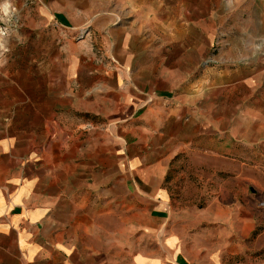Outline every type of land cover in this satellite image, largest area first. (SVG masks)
Returning <instances> with one entry per match:
<instances>
[{"label": "crops", "instance_id": "crops-1", "mask_svg": "<svg viewBox=\"0 0 264 264\" xmlns=\"http://www.w3.org/2000/svg\"><path fill=\"white\" fill-rule=\"evenodd\" d=\"M110 1L0 0L2 20L16 16V30L23 36L21 46L28 44L26 36L32 34L38 48L42 47V36L46 37L43 46L55 48L53 54L31 57L39 65L33 72L38 88L44 74L49 95L60 92L69 97L72 106L74 93L69 81L78 76L75 72L79 67L91 63V38H99L110 47L117 40L111 38L116 29L109 28L116 17L109 10ZM81 28H87L86 34L77 39L75 34ZM1 33L2 47L8 44L10 32ZM115 76L121 83L114 85L113 99L108 94L103 99L112 116L98 133L108 153L126 164L123 209L121 200H107L103 192L92 216L90 200L74 199L71 190L68 196L60 189L57 176L45 164L50 153L41 143L23 133L2 135L0 264H116L107 259L110 252L105 244L96 243V229L91 228V224L105 220L107 211L117 215L119 225L126 222L130 233L135 231L128 264H264V250L255 254L260 235L253 242L250 238L257 215L245 204L251 141L236 131L248 129L250 124L224 123L225 117L220 115L201 120L197 106L166 100L167 93L152 94L135 85H122L123 71ZM59 82L64 89L59 90ZM19 86L22 89L24 83ZM35 100L37 112L56 108L45 103L41 95ZM77 100L80 104L89 102L88 98ZM22 102L18 103L22 111L32 104ZM250 117L254 118L249 115L245 120ZM182 154L189 167L209 176L208 194L201 202L185 199L190 180L186 171L172 168ZM218 159H222L221 164ZM219 171L229 173L227 178L219 179ZM174 174L186 176L180 193L171 188ZM257 210L263 218L264 211Z\"/></svg>", "mask_w": 264, "mask_h": 264}, {"label": "rangeland", "instance_id": "rangeland-1", "mask_svg": "<svg viewBox=\"0 0 264 264\" xmlns=\"http://www.w3.org/2000/svg\"><path fill=\"white\" fill-rule=\"evenodd\" d=\"M110 4L109 10L116 17L109 28L116 29L111 38L117 40L110 47L99 38H91V63L79 67L75 72L78 76L69 81L74 93L72 106L69 97L60 92L49 95L44 74L40 88L34 79L33 72L39 65L31 57L53 54L54 46H43L46 37L42 36V47L38 48L32 34L26 36L28 44L21 46L23 36L16 30V16L5 21L0 16V26L10 32L8 44H0V136L23 133L41 143L50 153L45 164L57 176L60 189L68 196L71 190L74 199L90 200L92 215L103 192L107 200H121L122 209L127 198L123 197L127 196L123 182L126 164L108 153L98 133L112 116L103 99L107 94L113 99L114 85L121 83L115 72H124L122 85H135L152 94L167 93L163 97L166 100L197 106L201 120L220 115L225 117L224 123L248 122V129L236 131L251 141L245 204L257 215L250 238L253 242L260 235L258 255L260 249L264 250V217L259 218L256 206L257 199L264 195V0H113ZM84 30L87 28L78 29L75 37H84ZM91 69L94 72H89ZM19 83H24L22 89ZM58 85L59 90L65 88L61 82ZM40 95L56 108L35 111L33 103ZM77 98H88L89 102L80 104ZM26 100L32 104L22 111L18 103ZM249 115L254 118L245 120ZM217 162L221 164L222 159ZM172 168L186 171L190 180L185 199L201 202L208 194L209 176L189 167L184 154ZM217 174L225 179L229 173ZM185 177L173 175V192H181ZM117 219L107 211L105 220L95 221L91 228L96 229V243L105 244L110 252L107 259L128 264L135 231L130 233L128 224L119 225ZM117 228H121L120 233Z\"/></svg>", "mask_w": 264, "mask_h": 264}, {"label": "built area", "instance_id": "built-area-1", "mask_svg": "<svg viewBox=\"0 0 264 264\" xmlns=\"http://www.w3.org/2000/svg\"><path fill=\"white\" fill-rule=\"evenodd\" d=\"M0 29H1V32L4 34L6 33L7 31L5 30V27H1L0 26ZM256 206L259 210H263L264 211V195L259 197L256 201Z\"/></svg>", "mask_w": 264, "mask_h": 264}]
</instances>
